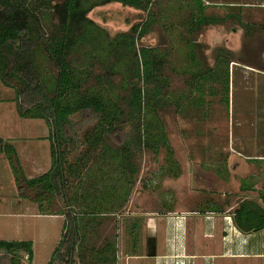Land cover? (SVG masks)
<instances>
[{
  "label": "rangeland",
  "instance_id": "1",
  "mask_svg": "<svg viewBox=\"0 0 264 264\" xmlns=\"http://www.w3.org/2000/svg\"><path fill=\"white\" fill-rule=\"evenodd\" d=\"M31 1L41 12L50 0ZM203 1L209 4L207 15L223 17L230 10L243 8V23L228 19L199 31L192 0H152L146 11L113 2L90 13V17L110 36L130 30L134 24H145L146 33L138 43L150 46L153 55L161 61L157 80L162 90V103H157L153 94L146 95V144L131 157L138 171L130 181H125L131 188L125 200L119 199L113 204L115 214H103L98 221H92L93 215L88 214L91 210L87 206H93V201H83L82 197L89 194L92 197L94 180L89 179L84 168L101 162L99 166L111 174V179L108 177L111 181L116 178L114 172L119 171L120 165L112 158L101 161V149H95L87 157L86 165L84 162L78 170L76 164L88 147L85 143L80 147L71 145L69 162L73 173H69L68 192L72 198H81L74 201L72 208L79 214L82 225L88 223L85 228L82 226L74 264H103L95 260V254L109 244L115 248L116 264H157L151 253L154 251V255H160L166 251L164 242L168 230L165 220L158 231L152 232V217L157 214L184 212L191 220L195 215L200 216L202 227H207L204 216H219L220 224L235 228L233 212L240 201L249 198L264 207V160L254 162L250 159L264 157V0ZM43 16L47 32L52 20L57 18L52 11ZM221 48L233 60L230 106L224 100V82L219 80L211 81L205 89V104L196 105L193 102L199 95L196 85L206 73V65L215 64ZM82 60L83 57L75 56L73 64L75 70L86 71L83 78L87 81L82 84L83 88H98L96 76L103 72L101 65L87 66ZM37 61L41 72L54 81L57 69L48 60L43 47L37 52ZM113 80L115 84L111 90L125 94L119 91L121 74L114 76ZM15 97V90L0 80V137L5 142L0 152V239L32 240L34 263L47 264L60 239L63 218L58 210H66L67 206L64 201L54 199L51 215L41 214L32 201L34 190L27 186L21 172L14 173L9 145L17 154L25 150L44 158L38 167L19 159L25 176L29 178L44 173L51 165L47 122L22 118ZM79 116L76 113L73 118L79 119ZM93 124L82 131L81 141ZM24 136L32 139L22 138ZM105 142L120 151V147L109 138H105ZM233 161L235 163L229 165ZM20 185L25 188L21 189ZM136 221L140 225L139 244L138 255H133L130 229ZM194 231L191 227L188 233L189 252H194ZM254 233L239 235L256 252L233 257L222 255L225 250L222 245L219 248L212 245L211 254L219 256H213L208 264H264V229ZM152 235H158L156 248L149 247ZM207 244H203L198 257L208 250L205 248ZM63 252L67 261V251ZM181 258L188 264L186 258ZM65 261L62 264H66ZM21 262L28 264V259L23 255ZM7 263L8 260L0 262ZM196 263L207 264L202 258ZM170 264H180V260L174 257Z\"/></svg>",
  "mask_w": 264,
  "mask_h": 264
},
{
  "label": "trees",
  "instance_id": "2",
  "mask_svg": "<svg viewBox=\"0 0 264 264\" xmlns=\"http://www.w3.org/2000/svg\"><path fill=\"white\" fill-rule=\"evenodd\" d=\"M113 2L146 11L152 0H50L47 8L41 12L31 0H0V80L15 90L17 111L22 118L47 122L51 165L44 173L29 178L25 176L12 145H9L12 150L9 159L14 173L21 172L27 186L34 190L33 200L27 198L36 203L41 214L51 215L54 199L64 201L67 206L66 210H58L63 218L60 239L47 264H62L65 261L63 250L68 255L65 263L74 264L82 226L85 228L88 225H82L79 214L72 208L74 201L81 198H72L68 192L69 173H73V166L69 162L71 145L80 147L85 143L88 147L76 164L78 170L95 149H101V161L112 158L120 165L117 168L119 171H113L116 178L111 181L108 179L111 174L102 170V165L99 166L101 162L84 168L89 179L94 180L92 197L90 194L82 197L83 201H93V206H87L91 210L88 214L93 215L92 221H98V217L103 214H115L113 204L119 199L125 200L131 188L125 181H130L138 171L131 157L146 144V95L151 93L157 103H162V90L157 80L161 61L153 55L150 46L138 43L146 33L145 24H134L130 30L110 36L90 17L97 7ZM192 2L199 31L228 19L243 23V8L230 10L222 17L207 15L209 4L203 0ZM47 9L53 12L57 20H52L46 32L42 21L43 15L49 14ZM42 47L50 63L57 69L54 81L41 72L38 64L37 52ZM75 56L83 57V64L87 66L95 63L101 65L103 72L96 76L98 88H83L82 84L87 81L83 78L86 71L75 70ZM232 62L230 55L221 48L215 57V64L206 65V73L196 85L199 94L193 100L196 105L205 104V89L211 81L219 80L224 82V100L230 106ZM118 74H121L119 91L126 92L123 95L111 90L115 84L113 78ZM76 113L80 114L79 119L73 118ZM93 122L81 141L82 131ZM105 138L115 142L120 151L107 145ZM3 143L0 137V152ZM250 159L254 162L264 160ZM20 188L25 187L20 185ZM20 192L24 194V191ZM233 221L243 233L264 229V207L256 200L243 199L233 212ZM139 229V222L131 224L130 251L133 255H138ZM23 255L28 259V264L34 263L32 240L0 239V262L8 260L7 264H25L21 262ZM95 260L103 264H116L118 258L114 246H105L95 254Z\"/></svg>",
  "mask_w": 264,
  "mask_h": 264
},
{
  "label": "crops",
  "instance_id": "3",
  "mask_svg": "<svg viewBox=\"0 0 264 264\" xmlns=\"http://www.w3.org/2000/svg\"><path fill=\"white\" fill-rule=\"evenodd\" d=\"M22 138H27L29 140L31 137L24 136ZM24 141L25 140H22V142ZM28 154L29 152L22 150L21 154H19V159L22 160V162H24V160H27L28 162L33 163L35 167L41 166V161L42 159H44L43 157H41L40 155L36 156L37 153H35L34 155L31 153L29 155ZM234 163L235 162L233 161V163H230L229 165H232ZM228 167L229 169H231V166ZM204 217L207 223V227H202L203 224L200 216L196 217L195 215V217H193L191 220L189 218V215L184 212L177 214H157L152 217V232L154 230L158 231L159 225L162 224V222H164L165 220L168 228L167 237L164 242L166 251L160 255H154V251H152L151 253V256L156 257L157 264H170L175 256H185L188 264H197L196 262L198 258L205 259L208 264L209 259H213V256H219V254H211L212 247L210 248V246L212 245L216 247L218 246V248L222 245V247H224L225 249L222 255H229L233 257H244L250 255V252H256L254 251L255 248L248 246L247 241L242 240L241 236L239 235L241 234L243 236H250L253 235V233L256 231H253L251 233H243L235 225V228H230L223 226L222 223L220 224L222 220L221 218H219V216ZM191 227H193V230H195L194 252L188 251V233ZM223 232H226L224 236L222 235ZM224 237L226 238V240L224 239ZM204 239H207V241H203ZM205 242H208V244L205 246V248L208 250L204 251V254L201 257H198L200 255V249ZM149 244V247H158V235H152ZM252 254L255 255V253Z\"/></svg>",
  "mask_w": 264,
  "mask_h": 264
},
{
  "label": "built area",
  "instance_id": "4",
  "mask_svg": "<svg viewBox=\"0 0 264 264\" xmlns=\"http://www.w3.org/2000/svg\"><path fill=\"white\" fill-rule=\"evenodd\" d=\"M180 260V264H186V262L181 258V256H175ZM185 258V256H183Z\"/></svg>",
  "mask_w": 264,
  "mask_h": 264
}]
</instances>
